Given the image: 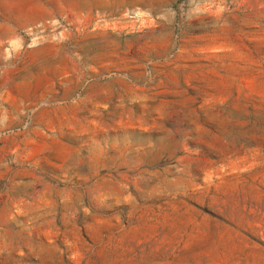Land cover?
Listing matches in <instances>:
<instances>
[{
	"label": "rangeland",
	"instance_id": "rangeland-1",
	"mask_svg": "<svg viewBox=\"0 0 264 264\" xmlns=\"http://www.w3.org/2000/svg\"><path fill=\"white\" fill-rule=\"evenodd\" d=\"M0 264H264V0H0Z\"/></svg>",
	"mask_w": 264,
	"mask_h": 264
}]
</instances>
